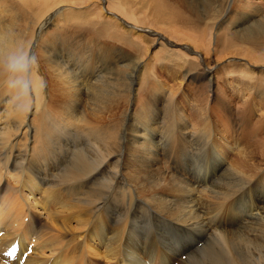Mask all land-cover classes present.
Listing matches in <instances>:
<instances>
[{"label": "bare ground", "instance_id": "1", "mask_svg": "<svg viewBox=\"0 0 264 264\" xmlns=\"http://www.w3.org/2000/svg\"><path fill=\"white\" fill-rule=\"evenodd\" d=\"M18 1L30 8L7 23L8 14L1 13L10 11V3L0 5V30L18 32L15 26L24 16L27 31L11 40L23 42L37 57L32 96L40 121L31 124L18 114L16 120L0 125V264H5L2 251L16 239L20 249L26 242L32 244L22 264H264V79L242 70H232L224 79L245 115L236 136L228 115L187 99L180 91L175 72L178 66L183 75L189 74L186 57L177 59L176 53L160 57L169 65L160 76H166L163 83L157 73L143 72L135 79L140 56L127 62L125 68L132 66L129 73L123 68L127 87L119 89L117 81L115 92L91 119L75 111L78 116L65 117L93 124L92 137L74 134L46 109L66 95L59 84L67 85L79 108L84 98L87 102L95 98L99 82L115 81L103 70L104 64L125 59L116 55L115 45L91 46L86 36L110 37L130 50L136 43L129 38L130 31L120 33L114 23L104 22L97 23L98 29L88 22L86 36L78 39H68L66 32L55 40L38 39L54 22V15L47 12L62 0ZM258 2L246 8L256 9L253 15L262 11L263 16ZM253 15L234 25L253 24ZM261 32L247 30L241 41L250 36L253 41ZM35 45L42 49L37 51ZM80 56L85 59L78 60ZM216 66L201 70L209 83L211 75L203 71L210 73ZM49 67L51 72L44 70ZM130 92L126 105L136 97L147 119L130 112L131 106V121L123 119L120 125L117 110ZM253 116L256 122L250 125ZM57 128L60 133L53 137ZM198 130L201 138L195 135ZM193 139L195 145L185 151L189 144L182 141ZM124 144L128 151L121 153ZM256 152L261 153L259 158L254 157Z\"/></svg>", "mask_w": 264, "mask_h": 264}, {"label": "rangeland", "instance_id": "2", "mask_svg": "<svg viewBox=\"0 0 264 264\" xmlns=\"http://www.w3.org/2000/svg\"><path fill=\"white\" fill-rule=\"evenodd\" d=\"M187 1L191 6L187 7L181 0H62L54 3L55 6L47 12V15H49V13L54 15V22L45 26L42 32L38 35V39L55 40L54 38L56 37L57 39L62 32H66L63 35H66L68 39H78L86 36V32L90 29L88 27L90 26L88 22L96 23L95 29H98L97 23L104 22L106 24L114 23L116 29H118V32L120 33H127V31H130L129 34L131 37L129 38L134 40L136 47L130 50L125 44L123 45V43L115 40L113 42L110 37L107 38L105 36L97 38L95 36L89 37V35H87L85 39H87L88 45L90 43L92 44L91 46H93V44H105V46L110 47L111 44H113L117 49L116 55L119 53V56H124L125 59L117 63V65H113L114 59L104 64L103 70L108 72L107 76L114 78L115 81L112 82L106 79L103 82H99L98 93L95 98L88 100V102L85 101L84 98L81 100L82 106L79 108L76 107L75 101H73L74 96L71 95L70 90L67 89V85L60 83V91H64L66 95L58 105H47L46 109L50 117L59 120L60 124L62 120L68 117H73L70 113L78 116L75 112H80L86 119L92 117L93 114L102 107L105 98L115 92L117 81H119V89L127 87L126 83H124L126 82V79L123 72L125 71L124 69H126L127 73H129L132 66L131 64L128 68H125V66L128 61H134L140 56L142 62H140V68L138 66L136 72L134 70L135 74L138 73L136 74L135 79H137V77L140 78V76H143L144 74H149L151 76V74L154 75L157 73L156 76L159 77H155L158 81L166 83V76H164V78L160 76L169 65L164 61L162 62L160 57L167 58L166 56H172V53H176L177 56L175 57L177 59H180L179 57L182 56L190 61L188 64L190 66V72L187 76L183 75V68L176 67L177 72H175V77L177 83L180 82V91L182 90L181 92L186 95L187 99L195 100L198 103L206 105L208 104L209 106L212 105L217 108L219 113L228 115L229 118L227 119V122L234 129V134L239 136V119L241 116H245L241 113L242 103L237 95L231 93L229 87L226 86L224 79L227 77V74L235 73L239 70H242L244 73H257L262 79H264V15L262 16V11L253 15L256 11V9H254L255 7L253 8V11L246 8L247 4L255 3L256 1H259L258 4L261 3L264 8V0ZM9 3L10 7L8 5L7 7L11 12L8 11L6 13H1L5 15L8 14L7 17L9 20H7V23L10 22L12 17L16 18V15H19L20 12H25L30 8H24L22 2L18 0H0V5H6ZM175 10L176 15L174 13ZM252 15L255 17L250 21L256 18V21L253 24L249 25L246 23L245 25L244 23V25H234V22H245V19ZM23 17L24 16L22 15L21 22H18L19 24L17 23L15 26V28H20L18 32L9 29H2L0 31L3 34H10V37L18 35L19 32H26L27 24L23 21ZM15 22H17L16 19H14V23ZM125 22L128 23L127 26L125 25ZM61 28L63 30L56 32L57 29ZM247 30H253L254 32L262 30V32L257 34V39L251 41L253 38L250 36L246 42H243L241 41L242 33ZM31 40L36 41L37 38H32ZM77 47L78 46L75 45V48ZM34 48L37 51L42 49L40 45H35ZM91 52L93 55L95 53V55L97 54L99 57V54L95 51ZM163 52H165L166 55H163ZM80 54L81 53H79L78 56ZM144 54L147 55L144 57ZM106 58L109 57H105V59ZM84 59V56H80L78 60L82 61ZM215 63L217 66L213 67L210 73L207 70L203 71L206 75L207 73L211 75V82L209 83L208 79L206 80L208 76H203L201 70H203V66L205 67V65L210 64L213 65ZM97 64H99L101 68L103 67L102 61ZM49 68H44V70L51 72L52 69L51 67ZM32 79L34 88L33 73ZM80 90L77 95L80 94ZM0 95V125L16 120L18 114L25 117V120L31 124L40 121L39 118L36 121L39 114L32 95L30 98L31 106L25 113H21L17 111L15 107L6 104L5 100L8 99L9 94L5 90L4 80L0 82ZM132 95L133 92L123 95L124 101L117 110L119 114L117 119L120 121V125L122 124L121 122L123 119H125L126 122L131 121L129 116V108L131 106L132 109L130 112L133 111L139 117H143L144 120L147 119L145 112L142 113L139 109L138 106H140V104L138 103V100H135L136 97L133 99L134 101L132 105H126L127 100ZM77 97L80 98V96ZM256 118L257 116L251 118L250 125L255 124ZM167 120H169V117ZM64 121L69 125L70 130L73 133L75 131L74 134L81 133L87 137L93 136L92 133H89L92 131L93 124L88 122L79 123L75 121ZM54 123H56V121L52 123V128H55L53 127ZM197 126H199V124H197ZM79 127H82V131L78 129ZM200 132V130H198V132L196 131L197 134L195 135H197V138L202 137L199 136L201 134ZM59 133L60 130L58 128L57 130H53V137L57 136ZM260 134L261 135H258V138L263 135V133ZM263 141L264 140H261V142ZM195 143V139L187 142L182 141L183 145L189 144V146L184 149L188 152V149L193 147ZM127 151V144L122 145L120 152L124 153ZM257 154L261 153L256 152L254 156L259 158ZM186 155H189V153L186 152ZM181 257L184 259L185 255H182Z\"/></svg>", "mask_w": 264, "mask_h": 264}, {"label": "clouds", "instance_id": "3", "mask_svg": "<svg viewBox=\"0 0 264 264\" xmlns=\"http://www.w3.org/2000/svg\"><path fill=\"white\" fill-rule=\"evenodd\" d=\"M37 57L23 42L11 40L10 34H0V76L9 94L6 104L21 113L31 106L32 73L37 70ZM43 87V82H41Z\"/></svg>", "mask_w": 264, "mask_h": 264}]
</instances>
